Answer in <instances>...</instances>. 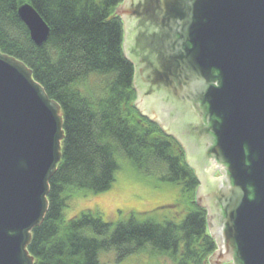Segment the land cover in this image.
Wrapping results in <instances>:
<instances>
[{"label": "trees", "instance_id": "trees-1", "mask_svg": "<svg viewBox=\"0 0 264 264\" xmlns=\"http://www.w3.org/2000/svg\"><path fill=\"white\" fill-rule=\"evenodd\" d=\"M123 0H0V51L23 62L60 106L61 159L49 180L48 209L31 231L33 264H102L148 252L172 264H208L216 249L206 209L196 202L198 179L180 143L143 116L134 101V68L122 50ZM31 4L49 27L47 41L30 38L17 9ZM122 154L145 176L179 186L180 222L140 220L135 213L114 226L86 209L66 219L75 190L111 188ZM232 264V263H224Z\"/></svg>", "mask_w": 264, "mask_h": 264}, {"label": "water", "instance_id": "water-1", "mask_svg": "<svg viewBox=\"0 0 264 264\" xmlns=\"http://www.w3.org/2000/svg\"><path fill=\"white\" fill-rule=\"evenodd\" d=\"M126 1L116 7L121 18ZM180 8L187 9L179 20L180 43L187 45L180 72L199 86L215 117L213 153L227 164L230 182L218 194L220 227H213V207L206 215L216 246L227 252L216 264L230 258L232 264H264V0H180ZM17 13L33 43L44 44L50 31L35 8L23 3ZM167 18L171 27L178 24V15ZM122 21L127 58L129 20ZM213 71L218 86L208 83ZM63 138L59 104L23 62L0 51V264H33L27 246L47 212ZM199 192L197 202L205 207Z\"/></svg>", "mask_w": 264, "mask_h": 264}, {"label": "flooded vegetation", "instance_id": "flooded-vegetation-1", "mask_svg": "<svg viewBox=\"0 0 264 264\" xmlns=\"http://www.w3.org/2000/svg\"><path fill=\"white\" fill-rule=\"evenodd\" d=\"M122 7L127 12V17L121 14L122 18L129 20L128 30L124 31L125 53L134 68V104L143 116L180 143L199 182V201L207 208L206 215H211L213 207V227H220L222 210L218 194L230 182L227 164L217 160L213 153L217 143L213 134L215 117L201 98L199 86L186 81L180 72L179 61L187 45L180 43L179 20L180 12L187 9L180 8V0H129ZM169 15L179 16L174 27L165 23ZM211 77L208 83L218 86L215 71ZM210 187H214L213 195ZM212 232L217 234L215 230ZM220 252L221 247L216 246L207 262L216 264Z\"/></svg>", "mask_w": 264, "mask_h": 264}, {"label": "rangeland", "instance_id": "rangeland-1", "mask_svg": "<svg viewBox=\"0 0 264 264\" xmlns=\"http://www.w3.org/2000/svg\"><path fill=\"white\" fill-rule=\"evenodd\" d=\"M116 159L119 168L111 188L101 193L75 190L63 210L66 219L91 209L112 226L131 213H135L140 220L180 222L185 215L183 206L169 207L180 200L179 186L162 182L155 176L143 175L122 154H118ZM100 261L102 264H172L166 257L154 256L148 252L133 254L121 261L116 260L115 252H101ZM232 261L230 258L220 264Z\"/></svg>", "mask_w": 264, "mask_h": 264}]
</instances>
